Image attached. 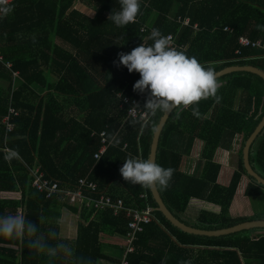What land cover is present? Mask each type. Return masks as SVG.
Returning a JSON list of instances; mask_svg holds the SVG:
<instances>
[{
  "label": "trees",
  "instance_id": "16d2710c",
  "mask_svg": "<svg viewBox=\"0 0 264 264\" xmlns=\"http://www.w3.org/2000/svg\"><path fill=\"white\" fill-rule=\"evenodd\" d=\"M77 1L14 0L13 11L0 18V54L5 60L0 61V215L24 216L37 223V235H43L48 243L64 242L67 247L51 258V264H87L88 259L92 264H116L120 261L117 254L121 257L126 252L122 249L125 242L111 246L110 255L99 236L102 232L126 239L128 216L83 210L80 218L89 225L81 227L75 242L65 240L59 212L65 208L76 214L78 211L33 189L26 165L39 164L64 188H74L89 174V180L114 199L158 208L150 189L126 183L119 169L129 155L149 157L152 137L163 114L151 115L146 124L125 121L126 106L120 108L123 96L140 99L141 106L145 96L133 92L139 73L117 68L113 61L118 60L119 52L128 53L142 43L150 46L153 41L149 36L156 28L167 37L174 35L177 50L212 67L215 73L247 65L264 70V0H140L135 23L125 27L108 20L112 11L120 10L119 0H92L97 12L94 19L72 11ZM42 17L51 20V30L64 34L61 39L67 51L71 47L72 54L52 52L46 46L52 38L26 35L31 23L33 31L42 28ZM179 18H188L190 25L183 26ZM226 27L232 32L225 31ZM241 37L262 46L245 47ZM7 63L12 64L11 69ZM52 69L59 79L51 80ZM14 71L21 76L17 88L13 85ZM217 81L219 102L214 98L200 101L199 117L192 115L191 108L180 107L172 113L160 139L156 162L174 169L170 186L160 190L168 208L185 224L205 231L250 221L233 219L230 209L243 175L248 176L243 147L264 119L263 78L240 72ZM39 89L47 94L38 93ZM11 106L18 114L7 141L4 119ZM102 132L113 144L96 160ZM237 140L236 170L230 184L223 186L218 153L233 151ZM199 143L204 145L201 160L193 172L184 171L185 158L194 154ZM12 152L18 155L6 160ZM250 162L264 177V133L251 148ZM248 178L245 195L263 196L264 186ZM17 192H21V199L3 198L5 193ZM144 194L147 200L141 198ZM193 200L220 206V214L202 212L194 225L184 221ZM154 217L155 223L145 227L138 238L135 253L129 256L130 264H264V230L205 238L183 233L161 213L155 212ZM49 231L57 236L48 237ZM49 259L30 249L26 239L0 236V264H49Z\"/></svg>",
  "mask_w": 264,
  "mask_h": 264
},
{
  "label": "clouds",
  "instance_id": "9594fccd",
  "mask_svg": "<svg viewBox=\"0 0 264 264\" xmlns=\"http://www.w3.org/2000/svg\"><path fill=\"white\" fill-rule=\"evenodd\" d=\"M119 4L120 10L112 11L108 20L117 27L135 23L140 13V0H119ZM12 11L13 5L9 0H0V17ZM149 39L153 41L150 46L142 43L128 53L119 52L118 60L113 61L117 68L123 66L129 73H139L140 79L134 83L133 92L144 95L145 102L143 106L134 103L137 108L149 115L168 114L180 107L191 108L192 115L199 117L200 101L214 98L219 102L217 92L220 85L212 67H205L195 57H188L177 50L159 29L153 28ZM17 155L12 152L5 159L11 160ZM119 171L126 183L145 189L166 190L174 175L171 167L165 168L151 158L131 155L124 160ZM38 231L37 223L24 216L0 215V236L26 239L27 246L38 254L46 255L51 264V258L60 254L67 245L62 241L50 244L43 235H37ZM56 236L55 231H49L48 237ZM87 264H92V261L88 259Z\"/></svg>",
  "mask_w": 264,
  "mask_h": 264
},
{
  "label": "built area",
  "instance_id": "2783aa9c",
  "mask_svg": "<svg viewBox=\"0 0 264 264\" xmlns=\"http://www.w3.org/2000/svg\"><path fill=\"white\" fill-rule=\"evenodd\" d=\"M14 0H9L11 4ZM1 18V17H0ZM178 21L183 26H189L190 20L187 18L184 21L181 18ZM197 29V26H195ZM225 31L232 32V29L226 27ZM145 31V28L142 30ZM174 35H170L169 39L172 42V45L177 48L176 43L174 42ZM240 43L245 46H262L261 42L252 43L248 37H242L240 39ZM0 61L4 62V57L0 54ZM8 68H12L11 63H7ZM15 80L20 78L19 72H14ZM134 103L140 104V99L131 98L130 96H123L122 101L120 103V108H125L126 106V118L125 121L128 120H138L142 124H146L150 121L151 115H149L146 111L141 108H137ZM16 109L11 106L9 114L5 117L4 123L6 124L7 138L9 134H11L14 130V116L17 115ZM95 135V134H93ZM101 137V148L95 154L94 158L99 160L107 151L108 147L113 144V140H109L107 138L106 132H102L100 134ZM127 145H125V148ZM27 170L29 173V177L31 180V186L38 193L44 195L46 199L61 198L64 201L68 202L73 206V208L77 209L79 213L83 210L94 211L96 213L111 211L114 216H118L121 214H126L130 219L129 224V234L127 238L123 241L125 242L126 254L125 258L120 263L116 264H130L129 256L132 253H135V244L138 241L140 235H142L145 231V227L155 223L154 217V209L149 205L145 206H133L131 204L125 203L123 199H114L111 195L107 193V191L99 190L98 185L89 180L88 178H82L78 181L77 186L74 188H64L61 186L59 181H55L49 178L45 172L42 170L39 164H35L33 166H27ZM13 194L16 193H5L3 198H15L12 197ZM17 198V197H16ZM19 199L22 198L18 197ZM142 199L147 200V196L144 194L141 196Z\"/></svg>",
  "mask_w": 264,
  "mask_h": 264
},
{
  "label": "crops",
  "instance_id": "0c3cea01",
  "mask_svg": "<svg viewBox=\"0 0 264 264\" xmlns=\"http://www.w3.org/2000/svg\"><path fill=\"white\" fill-rule=\"evenodd\" d=\"M72 11L79 12V13L82 14V16H85V17H88V18H91V19H94L96 17V15H97L96 9L94 8V6L92 4V1H90V0H78L75 3L74 8L72 9ZM41 21H43V22L45 21V23H44V25L42 26L41 29L34 28V31L31 30V28L33 27V25H32L33 23H31L30 26L26 27V32H27L26 35H29V36L31 35L32 37L40 35L42 37L52 38L53 40H51L50 42L47 41V43H46V46L49 47L51 49V51L52 50L54 52H60L61 51V52L65 53V54H72L70 52L71 47L67 51L66 50L67 46H65L63 44V41H62L61 38L64 37V34H59L58 35V30H56V29L51 30L49 28V23H50L51 20L44 19V17H42ZM47 23H48V25H47ZM50 78H51V80L59 79L58 72H56L55 69H52ZM13 82H14L13 83L14 88H17V85L18 84L20 85V83H21V76H20V78H18L16 80L14 78ZM38 93H40L42 95H46L47 91L45 89H43V90L39 89ZM72 110H73V108H72ZM67 112H68V109H67ZM6 140L8 141V138H6ZM199 144H201V145H199V147L197 149L195 147L194 152H193L194 154L192 156H190V157H186L185 158L183 166H182V169L184 171L192 170V172H193L195 170V168L197 167V163L201 160L204 145L202 143H199ZM140 153H141V151H140ZM222 154H224V153H222V152L218 153V160L223 165V169H222L219 181H220V183L223 186H228L230 184L231 177H232L234 171L236 170V168H229V166H226L223 163V161H222L223 160ZM31 166H33V165H31ZM89 177H90V175L88 174L86 177H83V178H88L89 179ZM249 183H250V180H249L248 176L243 175L242 180L240 182V185H239V187L237 189V192H236V194L234 196V199H233V202H232V205H231V209H232L233 205H234V208H237V206H238L237 204H241V203L244 204V203L247 202L245 199H247L249 197H247L245 195V191H246V188H247ZM242 186H243L244 190L241 189ZM20 195L22 196L21 192H17L16 194H13L12 197H15V198L17 197L18 198V197H20ZM15 198H13V199H15ZM58 199L61 200V202H64V203L66 202V201H64V199H61V198H58ZM235 199H236V201L234 202ZM194 201H197L195 205H193ZM208 205H214V208L211 209L212 206H209V208L207 209ZM70 206H72V205L70 204ZM239 206H241V205H239ZM72 208H73V206H72ZM231 209H230V213H231ZM193 211H198V215L195 216ZM220 211H221V209H220V206H218V205L207 203V202H204V201H201V200H193L191 202L189 212L187 213V215L184 216V221L189 222L192 225H194L197 222L196 219L200 216V214L202 212H211V213H214V214L218 215V214H220ZM52 213H54V212H52ZM78 213H79V211H78ZM59 215L61 216V219H60L61 237L64 238L65 240H69L71 242H75L77 240L78 236H79L81 227H87L89 225L88 223H86L84 220H82L80 218V213L76 214L70 208L62 209V211L59 212ZM71 216H73L75 218V224L71 223V221H73ZM64 222L68 223L66 225L67 228H65V226H63ZM99 238H100V241H102V242H104V244H106L105 252L110 254V255L112 253L111 246H112V248H113V246H119L118 243L123 242L125 240V239H121V238H117V237H111L108 234H104L102 232L100 233ZM122 249L125 250L124 247H122ZM125 254H126V252H125ZM125 254H122L121 257L118 256V254H117V256L120 258V261L117 262V263L122 262V260L125 258Z\"/></svg>",
  "mask_w": 264,
  "mask_h": 264
},
{
  "label": "water",
  "instance_id": "95a60500",
  "mask_svg": "<svg viewBox=\"0 0 264 264\" xmlns=\"http://www.w3.org/2000/svg\"><path fill=\"white\" fill-rule=\"evenodd\" d=\"M240 72L252 73L264 79V70L258 67L250 66V65L227 67L217 72L216 78L218 80L227 75L234 74V73H240ZM175 110H173L171 113L163 114L161 117L160 123L155 128V131L152 137V142L150 145V153L148 157V158H151L155 162H158L159 143H160L163 130L170 116ZM263 133H264V119L262 120L258 128L255 129L253 134L246 140L245 145L243 147V163H244L245 170L248 176L255 179L256 182H258L262 186H264V177L260 175L258 172H256L253 166L251 165L250 152L256 140H259V138L263 135ZM150 191H151V194L153 196L155 203L158 204V208H156L154 211L161 213L168 222H170L175 228L182 231L183 233L197 236V237L221 238L222 236L232 235V234L240 233L243 231H250V230H256V229L264 230V219L246 221L245 223L238 224L229 229H223V230H217V231H205V230L197 229L195 227L185 224L175 214L171 212V210L168 208V205L166 204L159 189L153 188V189H150Z\"/></svg>",
  "mask_w": 264,
  "mask_h": 264
},
{
  "label": "rangeland",
  "instance_id": "374dc122",
  "mask_svg": "<svg viewBox=\"0 0 264 264\" xmlns=\"http://www.w3.org/2000/svg\"><path fill=\"white\" fill-rule=\"evenodd\" d=\"M92 1V0H90ZM240 139V138H239ZM238 139V140H239ZM237 140V143H236V148L231 151V152H228L226 154H222V157H223V163L226 165V166H229V168H236L237 166V147H238V144H239V141ZM199 145L201 144H197L196 146V149L199 147ZM227 160V161H226ZM246 188V187H245ZM243 186H242V188ZM237 199V198H236ZM236 199L234 200V202L236 201ZM247 202L244 203V204H237V208H234V205L232 206V209H231V213L230 215L232 216L233 219H247V220H258V219H264V195L263 196H258V197H249L247 199H245ZM197 201H194L193 202V205L196 204ZM240 203V202H239ZM241 205V206H239ZM209 206H212L211 209L214 208V205H208L207 206V209L209 208ZM194 212V215L197 216L198 215V211H193ZM192 212V213H193ZM72 220L71 223L72 224H75V218L73 216H71ZM68 223L67 222H64L63 223V226L66 227ZM65 230V229H64ZM63 230V231H64ZM121 254L119 253L118 256H120Z\"/></svg>",
  "mask_w": 264,
  "mask_h": 264
}]
</instances>
